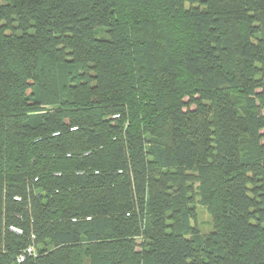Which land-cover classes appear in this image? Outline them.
I'll list each match as a JSON object with an SVG mask.
<instances>
[{"label": "trees", "instance_id": "obj_1", "mask_svg": "<svg viewBox=\"0 0 264 264\" xmlns=\"http://www.w3.org/2000/svg\"><path fill=\"white\" fill-rule=\"evenodd\" d=\"M0 264H264V0H0Z\"/></svg>", "mask_w": 264, "mask_h": 264}, {"label": "rangeland", "instance_id": "obj_2", "mask_svg": "<svg viewBox=\"0 0 264 264\" xmlns=\"http://www.w3.org/2000/svg\"><path fill=\"white\" fill-rule=\"evenodd\" d=\"M195 215V219L192 221V223L197 228V230L201 233L209 232L212 228V224L210 216L205 208L197 204Z\"/></svg>", "mask_w": 264, "mask_h": 264}, {"label": "built area", "instance_id": "obj_3", "mask_svg": "<svg viewBox=\"0 0 264 264\" xmlns=\"http://www.w3.org/2000/svg\"><path fill=\"white\" fill-rule=\"evenodd\" d=\"M75 127H72V129H74ZM17 232H20L19 230H17ZM32 247H28L26 250H25V253H32ZM24 260V255H20L18 257V261H23Z\"/></svg>", "mask_w": 264, "mask_h": 264}]
</instances>
